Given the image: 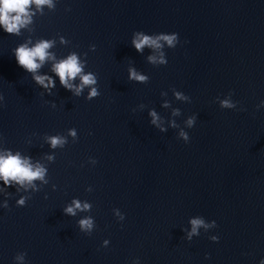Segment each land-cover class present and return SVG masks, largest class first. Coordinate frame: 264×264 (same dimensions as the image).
<instances>
[{"label":"water","instance_id":"obj_1","mask_svg":"<svg viewBox=\"0 0 264 264\" xmlns=\"http://www.w3.org/2000/svg\"><path fill=\"white\" fill-rule=\"evenodd\" d=\"M55 10L10 35L0 29V150L31 157L48 169L49 183L29 195L6 189L0 207V264H259L264 259V0H53ZM33 10H35L33 8ZM178 35L165 48L167 64L153 66L151 49L137 52L133 32ZM69 41L61 44L59 37ZM31 40H54L57 59L87 53L86 72L97 76L100 95L86 100L64 89L46 61L38 75L51 76L52 95L16 63L13 49ZM95 45L90 51L89 46ZM134 67L147 84L127 79ZM74 83H79L76 80ZM172 89L190 97L175 100ZM231 91L237 109L216 98ZM166 92L167 96H161ZM165 100L181 111L177 124L197 119L185 143L178 129L150 124L149 109L173 119ZM55 102L56 107H51ZM144 104L140 110L137 106ZM133 109H137L135 112ZM77 131V140L52 149L46 135ZM55 155L54 162L46 159ZM89 158L96 164L88 163ZM39 183V182H37ZM52 185L56 188L53 190ZM0 187L3 182L0 181ZM92 188L91 192L85 191ZM45 196L47 198H45ZM88 213H63L73 199ZM113 209L124 215L118 221ZM90 215V235L77 220ZM201 216L217 227L191 241L182 229ZM216 235L218 241L210 236ZM108 240L106 247L102 242ZM207 257V258H206Z\"/></svg>","mask_w":264,"mask_h":264},{"label":"clouds","instance_id":"obj_2","mask_svg":"<svg viewBox=\"0 0 264 264\" xmlns=\"http://www.w3.org/2000/svg\"><path fill=\"white\" fill-rule=\"evenodd\" d=\"M47 6L51 11L55 10V3L53 0H0V29L10 35H21L22 29L29 28L34 23L33 18L39 13L44 15V7ZM33 8L35 10H33ZM61 44L69 43L63 36L59 37ZM178 35L176 33L165 34H145L142 31L133 32L131 44L137 52L142 53L145 48L151 49L153 54L147 57L149 64L153 66H161L167 64L165 55V48H175L178 44ZM31 43L29 39L27 42L18 45L13 49L16 63L25 72L31 74V78L36 85H39L44 89L40 95L45 93L52 95V89L55 88V80L48 75H38V70L45 64L46 61H54L51 66V72L55 74L59 79L60 85L70 91L74 96L79 97L83 91L87 88V95L84 97L86 100H92L100 95L97 88V76L93 72H86V59H81V55L86 57L87 53L77 54L76 52H70L66 57L57 59L55 53L49 51L54 47L55 41L48 39L38 40L32 47L28 44ZM90 51L95 50V45L89 46ZM127 79L142 84H147L149 77L145 74H141L134 67L127 68ZM79 80V83H74ZM161 96H167L166 92H161ZM172 95L175 100L182 102H190V97L184 93L172 89ZM231 91L223 98H216L219 107L221 109H236L238 111H245L244 108L237 109L238 102L231 99ZM3 97L0 96V101ZM164 108H171V116L173 119L167 120V127H165V120L154 109H149L148 115L151 117L150 124L154 126L159 132L164 133L168 130V127L178 129L177 138L183 140L185 143L189 141V135L184 128H192L195 124L197 116H188L184 121V127H180L177 124L175 117L181 115V111L178 108H173L168 100H165ZM264 106V101H261L257 105V109ZM51 107L55 108V102H51ZM140 110H143L146 106L139 104L137 106ZM133 109L132 111H136ZM68 137H72V142L77 140V131L74 128L67 130V135H46L45 140L52 149L63 148L69 141ZM46 159L50 162H54L55 155H47ZM88 163L95 165L96 160L89 158ZM48 169L40 162L33 163L31 157L22 156L19 151L13 154L10 149L0 150V181L3 182L4 187H0V194L4 197H9L10 193L6 191L8 187L13 185L18 186L16 191L23 190L29 195H22L15 201L16 205L23 207L26 201L31 198L30 193H35L41 190L43 185H47L49 180L47 178ZM39 182V183H37ZM53 190L56 186L52 185ZM85 191L91 192L92 188H86ZM45 198H47L45 196ZM0 207L8 208L7 199L0 202ZM92 205L89 202H84L79 199H73L70 204H67L62 209L63 213L70 217H75L79 212L88 213L91 211ZM113 215L118 221L124 220V215L119 209H113ZM77 226L80 232L90 235L95 227L94 219L90 215H85L77 220ZM191 225L190 230L182 229L186 234L184 238L191 241L194 236L200 235V229L203 228L205 232L208 229L217 227L215 220L205 221L201 216H195L189 220ZM210 240L218 241L219 237L216 235L210 236ZM109 241L104 240L102 247H106ZM26 253H17L14 257L15 264H25ZM207 258V257H206ZM133 264H138V260H134ZM259 264H264V259L259 261Z\"/></svg>","mask_w":264,"mask_h":264}]
</instances>
